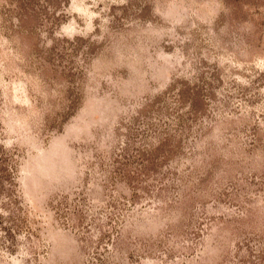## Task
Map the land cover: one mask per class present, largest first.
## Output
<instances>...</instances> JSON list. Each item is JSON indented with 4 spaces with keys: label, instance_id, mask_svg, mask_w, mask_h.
<instances>
[{
    "label": "rangeland",
    "instance_id": "374dc122",
    "mask_svg": "<svg viewBox=\"0 0 264 264\" xmlns=\"http://www.w3.org/2000/svg\"><path fill=\"white\" fill-rule=\"evenodd\" d=\"M0 264H264V0H0Z\"/></svg>",
    "mask_w": 264,
    "mask_h": 264
}]
</instances>
